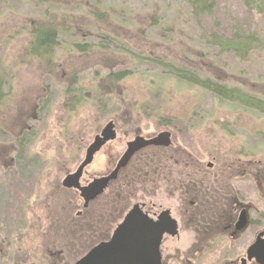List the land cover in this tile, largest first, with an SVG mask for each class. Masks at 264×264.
<instances>
[{
	"label": "rangeland",
	"instance_id": "obj_1",
	"mask_svg": "<svg viewBox=\"0 0 264 264\" xmlns=\"http://www.w3.org/2000/svg\"><path fill=\"white\" fill-rule=\"evenodd\" d=\"M65 1V6L49 7L24 0H0V33L5 31V24L6 28L10 25L6 31L9 36L11 25L27 27L28 20L46 19L56 13L71 18L84 16L78 0ZM86 1L100 10L113 11V21L123 24L117 29L124 37L108 36L105 30L110 29L102 18L101 28L86 27L84 36H72L70 28L68 35L60 37L64 45L47 55L51 65L25 53L27 38L17 30L12 38L0 43V128L10 125L18 113L25 114L32 100L38 105L33 112L36 120L26 121L30 130L26 129L29 132L21 143L18 163L13 161L17 150L12 149V172L3 174L9 183L6 187L0 184V207L6 208L8 215L5 234L12 223V261L9 253L6 256L12 264H18L14 262L15 252H20L18 255L30 264H51L46 261L44 250L55 244L58 218L63 214L68 217L62 209L64 196L57 192L62 166H70L74 156L91 141L94 130L109 119L119 118L144 135L167 131L178 149L194 155H225L242 164L254 161L264 169V114L238 101H221L150 60L159 56L165 65L188 71L190 77L195 74L200 80L238 87L264 99V4L260 0H205L199 7L191 0ZM97 13L103 17L101 11ZM128 16H139L149 25L156 21L158 26L153 30L147 25L137 28L126 20ZM168 27L171 32L165 30ZM241 28L254 30L251 32L255 37L246 50L226 45L223 30L231 37L239 34ZM129 35L141 36L139 41L146 48L141 47V42L130 44L139 49H126L123 38ZM73 43L88 48H71ZM184 54L195 58L196 64L189 66L192 70L183 68ZM105 67L113 73L126 72L127 76L120 82L107 83ZM71 82L66 95V86ZM75 93L80 101L73 108ZM47 95L49 100H44L42 108L39 100ZM5 129L0 131V154L8 150L11 132ZM16 133L13 131V136ZM104 162L97 157L94 168L105 170ZM11 194L12 210L6 200ZM1 243L9 245L8 240Z\"/></svg>",
	"mask_w": 264,
	"mask_h": 264
},
{
	"label": "flooded vegetation",
	"instance_id": "obj_2",
	"mask_svg": "<svg viewBox=\"0 0 264 264\" xmlns=\"http://www.w3.org/2000/svg\"><path fill=\"white\" fill-rule=\"evenodd\" d=\"M76 45L71 44V48ZM77 94L72 97L73 108L80 101ZM29 103L25 114L18 113L10 125H4L11 134L7 153L0 154V159L8 161L9 172H12V149L24 143L25 133L30 130L27 119L36 120L33 112L38 105L34 100ZM109 125L113 133L88 156L96 139H104ZM13 131L18 132L16 136ZM163 133L169 132L144 135L140 129L112 118L94 130L93 138L74 156L70 166L63 164L57 192L64 196H61L62 209L69 218H64V214L58 218L55 244L44 250L47 262L79 264L99 248L112 244L121 227L131 230L133 223L138 222L134 233L125 234L124 240L114 243V254L110 253L108 259L115 260L108 263L264 264V211L258 207L264 208V185H260L264 184V169H259L254 161L242 164L225 155L203 157L180 150L172 134L168 145L145 146L131 154L125 166L118 169L134 141L141 138L151 141ZM97 157L107 162L105 170L94 168ZM79 170V180L70 179ZM116 170L104 191L91 198L88 189L92 184L110 177ZM7 201L12 210V194ZM6 210L4 221L8 216ZM2 225L0 242L8 240L9 245L0 244V264H12L6 261L7 253L12 261V223L6 234V225L4 222ZM145 228L151 233H143ZM18 253L15 252L14 262L30 264ZM99 262L102 264L104 260Z\"/></svg>",
	"mask_w": 264,
	"mask_h": 264
},
{
	"label": "trees",
	"instance_id": "obj_3",
	"mask_svg": "<svg viewBox=\"0 0 264 264\" xmlns=\"http://www.w3.org/2000/svg\"><path fill=\"white\" fill-rule=\"evenodd\" d=\"M26 2L32 3L33 5H38L40 3H43L46 6H65V0H24ZM73 1V0H72ZM205 1V0H191V2L196 6L199 7V5H201V3ZM75 2V1H73ZM261 3L264 4V0H260ZM70 2H68L69 4ZM76 3L79 4V7L81 9H83L84 11V16H80V15H74L72 18L70 16L66 17L64 16L65 14H59L56 13L55 15H47L46 19H44L43 17L39 20V19H32V20H28V26H22V24H19L17 26L11 25L12 26V35L7 36L6 35V31L7 29H9L10 25L8 26V28H6L5 24L3 26L2 29H4L5 31L0 33V43L2 41H5V39H9L12 38V36L14 35V32L17 30V33L23 34L26 36L27 38V50L25 53H29L30 57L33 60L36 61H43L45 60L46 63L48 65H51V59L47 58V55L49 56V54L51 53L52 50L60 47V37L64 36V35H68V30L71 28L72 32L71 34H73L72 36H77L80 35V33H82L81 35L84 36L85 32H87V29H92L94 28H101V24L102 22L99 19H105L106 22L105 26L110 29V30H105L108 31L107 35L111 36L114 35L115 37L117 35V37H124L123 32H121L120 30H118L117 28L123 27V24H116L113 19H112V15L111 12L113 13V11L111 10H100L96 7H93L91 5H89V1L86 0H78ZM94 8V9H93ZM197 10V9H196ZM101 11L103 13V17L98 14L97 12ZM48 13L47 8L45 9V14ZM92 14V15H91ZM57 15L58 18H57ZM61 16V18H60ZM112 19V20H111ZM110 20V21H108ZM127 21L132 22V24L135 25V27L137 28H144L146 25L148 26L147 28L149 30H153L154 28H156L158 25L156 23V21H153V23H151L150 25L148 23L145 24V22L143 21V19H139V16L136 18L135 17H131L128 16L126 18ZM140 22V24H139ZM12 23V22H10ZM87 27V29H85ZM11 30V29H10ZM166 31H170L171 29L170 27H168L167 29H165ZM100 32H103L102 30H98ZM254 30H250L247 29L245 30V28H241L240 33L236 35H233L230 37V35L228 34L227 30H223V34H222V40L226 43V45L228 46H234L236 47V49L239 50H246V48L252 43V38L255 37L252 36V32ZM16 33V34H17ZM77 34V35H76ZM80 35V36H81ZM87 35V34H86ZM139 39H141V36L139 35H134V36H130L128 38H123V42H125L128 45V48L126 49H139L137 47L134 46H130V44H139L142 42V48H146L143 47L144 46V42L143 41H139ZM85 40V39H82ZM138 42V43H137ZM75 48H79V50H84V48H88V45L85 44H77L75 46ZM35 49V50H32ZM183 61L181 62L183 65V68L185 69H190L192 70V68H189V66H193L195 65V58H191V56L184 54V57H182ZM166 59H169L168 57ZM171 59V58H170ZM150 60H152L153 63L157 64V62H159L160 65H162V67L164 68H168V70L170 72L175 73V76H177L179 79H181L182 81H186V82H190L206 91H209L210 93L213 94V96H215L217 99L221 100V101H238L240 105H244L246 108H250V109H255L258 113L264 114V99L263 98H258L254 95H251L250 93H246L243 92L242 89L238 88V87H228L225 85H222L220 83H217L215 81H212L211 79H205V80H200L195 74H192L193 77H196L195 79L193 77L188 76L189 73L188 71H181V69H174L173 65H165V63H163V60L158 56V58H150ZM161 60V61H160ZM168 61V60H167ZM151 64V63H150ZM151 66H154V64H151ZM105 69L107 70V74L105 75L104 80L107 83H114V82H120L122 81L126 76L127 73L126 72H121V73H113L112 71H110L107 67H105ZM50 74V72L48 73ZM104 81V82H105ZM73 82H71V84L67 85L66 87V95H68V93L71 90V86H72ZM0 90H1V86H0ZM0 98L1 95H0ZM44 100L45 102H48L49 100V96L47 95L46 98L44 99H40L39 101L43 102L42 108L45 106L44 104ZM6 128V127H5ZM4 127L0 128V131H6ZM8 130V129H7ZM22 143V142H21ZM21 143L17 144L16 146V158L13 159L14 162L18 163L17 160L18 158V153L20 154V150L21 147L23 148V146L21 145ZM14 154V153H13ZM8 161L5 160V162H3L0 159V184L3 187H6L7 184L9 183L8 180L3 178V174L4 173H10L9 169L7 168V164ZM6 164V166H5ZM259 168V167H258ZM9 197H7L6 200H8ZM4 218H5V212H4V208L0 207V228L3 232V222H4Z\"/></svg>",
	"mask_w": 264,
	"mask_h": 264
},
{
	"label": "water",
	"instance_id": "obj_4",
	"mask_svg": "<svg viewBox=\"0 0 264 264\" xmlns=\"http://www.w3.org/2000/svg\"><path fill=\"white\" fill-rule=\"evenodd\" d=\"M111 133H113L112 131V125H109L106 129V131L103 133V140L100 138H97L96 141L93 143V145L91 146V148L89 149L88 151V156L91 154V153H94L95 150H97V148L99 147V145L105 141L108 140V137ZM170 142V133H163L161 135H159L157 138H155L154 140H151V141H145L144 139H137L136 141H134L130 146V151H129V154L124 158V160L122 161V163L119 165L118 169L121 168V166H125V164L128 162L129 160V157L131 154H133L134 152H136L137 150L145 147V146H148V145H168ZM87 164V160L86 162L83 164L82 167H84L85 165ZM117 169V170H118ZM117 170L108 178H105V179H102V180H97L95 181L91 188L88 189V194L92 195L91 198H95L96 196L100 195L104 189L107 187L108 185V182L113 179L115 177V174L117 173ZM79 177H80V170L78 173L74 174L73 176L70 177V179H76V180H79ZM68 180V179H67ZM66 180V181H67ZM66 181L64 182V184L66 183ZM67 185V184H66ZM65 185V186H66ZM68 187L69 186H74L73 185H67ZM81 191H84V190H81ZM133 218L134 220H136V216H133L131 217ZM138 225V222H134L133 225H132V228L131 230H127L125 229V227H121L120 230L116 233V236H115V239L113 241L112 244L110 245H107V246H104L102 248H99L98 249V252L94 253L93 256H90L86 259H84L82 262H80L79 264H100L99 260H104V262L102 264H110L108 263L109 261H112V260H115L114 257L108 259V257H110V253L113 252V250L115 249L114 248V243H119L121 242L122 240H124L123 238V235H127V234H130V233H134V228ZM143 233H151L150 230L146 229L143 231ZM114 254V253H112ZM111 254V256H112ZM108 259V260H107ZM157 260V258H156ZM132 264H135V263H132Z\"/></svg>",
	"mask_w": 264,
	"mask_h": 264
}]
</instances>
